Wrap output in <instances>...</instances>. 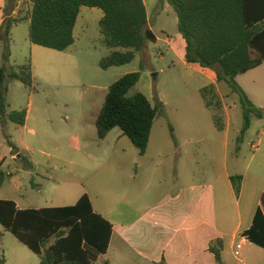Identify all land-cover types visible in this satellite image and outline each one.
I'll return each instance as SVG.
<instances>
[{
	"label": "rangeland",
	"instance_id": "374dc122",
	"mask_svg": "<svg viewBox=\"0 0 264 264\" xmlns=\"http://www.w3.org/2000/svg\"><path fill=\"white\" fill-rule=\"evenodd\" d=\"M144 3L148 28L158 41L148 43L131 63L104 70L100 61L111 50L103 43L100 33L99 21L103 14L100 9L81 8L75 44L66 52H58L29 41L26 19L33 0H0V18L8 14L21 21L12 27L8 36L3 25L0 27V66L16 68L30 61L34 78L32 87L17 80L7 79L4 83L7 113L25 110L27 119L26 127L10 121L0 126V161L6 157L3 169L8 171L11 167L21 171L17 182L6 178L0 187V198L26 194L25 189L21 192L16 185H29L31 176L25 171L29 170L26 169L28 160L33 158L39 173L47 174L56 185L50 193L55 205L62 204L57 201L60 197L70 204L67 196L87 189L96 211L113 208L125 185L123 168L126 166L118 162V156L122 147L131 148V141L119 128L111 130L105 141H100L95 120L108 87L132 72H139L140 79L128 95L140 92L152 104H161L160 99L164 105L163 113L157 116L152 128L150 157L169 151L170 127H173V134L181 143L188 138L203 137L198 148L204 152L206 163L212 152H221L225 144L224 132L215 127L213 120V115L218 114L222 125L229 126L228 163L233 174L247 169L249 174L264 181V117L253 116L246 127L240 97L224 82L217 83L216 89L220 108H206L200 88L210 85V81L195 65L184 61L185 42L178 31L176 13L167 0H144ZM6 48L10 53L7 63L4 60ZM236 80L255 105L264 109V66ZM78 142L81 150L77 149ZM18 150L23 157L12 159ZM34 178L38 183L43 182L39 177ZM47 199L50 201L49 197ZM0 253L10 264L38 261L36 254L1 225ZM229 258L232 264H243L232 255ZM240 259L245 264H264V250L251 251L247 247Z\"/></svg>",
	"mask_w": 264,
	"mask_h": 264
},
{
	"label": "trees",
	"instance_id": "16d2710c",
	"mask_svg": "<svg viewBox=\"0 0 264 264\" xmlns=\"http://www.w3.org/2000/svg\"><path fill=\"white\" fill-rule=\"evenodd\" d=\"M161 2L164 0H160ZM178 19V31L185 40V61L210 69L217 83H226L238 94L245 126L253 116L264 117V109L256 107L237 82V77L264 64V0H167ZM82 7L103 12L99 21L103 43L111 50L102 58L100 67L107 70L131 63L156 36L148 28L149 18L144 0H33L28 19L29 41L47 49L66 52L75 43L74 30ZM6 11V10H5ZM21 21L6 14L5 36ZM6 48L5 63L9 60ZM10 69V71H8ZM7 79L33 86L31 62L16 68L0 66V124L8 121L24 126L27 112L7 113ZM139 72L125 74L111 84L104 104L97 114L95 126L99 140L114 128L144 155L161 104H152L142 93L128 92L137 85ZM206 108H220L214 85L201 89ZM215 127L223 130L218 114ZM171 135L175 141L173 129ZM0 169V186L4 182ZM236 195L241 190L242 176H231ZM0 225L27 246L40 259V264H93L109 247L113 226L96 213L85 194L72 206L18 209L12 200H0ZM245 237L264 249V193L250 229ZM217 263L222 264L220 250L211 248ZM0 264H7L0 253Z\"/></svg>",
	"mask_w": 264,
	"mask_h": 264
},
{
	"label": "crops",
	"instance_id": "0c3cea01",
	"mask_svg": "<svg viewBox=\"0 0 264 264\" xmlns=\"http://www.w3.org/2000/svg\"><path fill=\"white\" fill-rule=\"evenodd\" d=\"M4 20L5 17L0 18V27ZM76 27L77 23L74 30L75 42ZM156 39L157 42L158 38ZM167 43L171 44L169 41ZM185 63L188 64L186 61ZM188 65H195V69L210 81V85L218 89L214 71L198 64ZM263 66L264 64L256 69ZM246 94L252 101L249 93ZM159 103L162 114L164 105L160 99ZM252 103L255 105L254 101ZM5 125L6 123L0 124L1 127ZM22 127H26V122ZM219 131L225 135L224 147L221 152L213 151L206 163L203 161L204 152L198 148L204 141L203 137L195 140L188 138L184 143L176 136L175 141L171 137L169 151L159 152L152 157L149 156L150 140L142 156L132 143L131 148L122 147L118 162L123 167L126 166L121 167L125 174V185L113 208L96 211L93 197L87 189L75 196H67L70 204L60 197L57 201L62 204L55 205V199L50 193L56 185L47 174L39 173L35 168L38 164L33 158L27 159L29 165L26 169L29 170L25 171L31 176L29 185H16L21 192L25 189L26 194L0 200H12L21 210H38L72 206L86 194L93 210L113 226L107 252L99 255L93 264H219L211 248L220 250L222 264H232L229 255L237 259L234 255L237 244L242 242L240 257L247 247L251 251L262 249L251 243L244 233L251 228L254 215L261 205L264 181L249 174L246 169L238 174L242 176V183L240 193L236 195L231 181V176L236 175L228 163L229 126L225 124L223 130ZM77 144V149L81 150V144ZM16 156L21 159L23 154L18 150L16 155H12V159ZM5 158L0 161L4 181L11 177L12 181L17 182L21 171L11 167L4 171ZM34 176L41 178L43 182H36ZM248 257L251 260V256ZM4 258L10 264L5 256ZM237 260L245 264L242 259ZM36 264H40L39 257Z\"/></svg>",
	"mask_w": 264,
	"mask_h": 264
},
{
	"label": "built area",
	"instance_id": "2783aa9c",
	"mask_svg": "<svg viewBox=\"0 0 264 264\" xmlns=\"http://www.w3.org/2000/svg\"><path fill=\"white\" fill-rule=\"evenodd\" d=\"M242 248V242L237 244L234 255L237 259H240V250Z\"/></svg>",
	"mask_w": 264,
	"mask_h": 264
}]
</instances>
